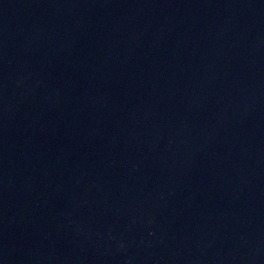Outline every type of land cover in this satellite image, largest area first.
Wrapping results in <instances>:
<instances>
[{
    "label": "water",
    "instance_id": "water-1",
    "mask_svg": "<svg viewBox=\"0 0 264 264\" xmlns=\"http://www.w3.org/2000/svg\"><path fill=\"white\" fill-rule=\"evenodd\" d=\"M0 264H264V0H0Z\"/></svg>",
    "mask_w": 264,
    "mask_h": 264
}]
</instances>
